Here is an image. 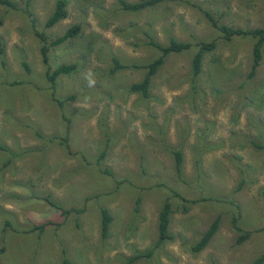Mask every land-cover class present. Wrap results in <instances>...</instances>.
Here are the masks:
<instances>
[{"label":"rangeland","instance_id":"rangeland-1","mask_svg":"<svg viewBox=\"0 0 264 264\" xmlns=\"http://www.w3.org/2000/svg\"><path fill=\"white\" fill-rule=\"evenodd\" d=\"M11 1L15 9L0 5V264H252L263 255L264 49L249 76L254 40H222L204 12L264 28V0H176L140 12L67 0L53 27L55 0ZM73 26L77 36L50 46ZM39 35L52 69L76 67L54 84ZM149 39L217 48L195 82L196 48L169 55L145 98L130 86L159 56ZM167 202L172 239L155 248ZM102 209L112 218L106 238ZM216 219L209 244L193 252ZM43 221L53 224L32 230Z\"/></svg>","mask_w":264,"mask_h":264},{"label":"trees","instance_id":"trees-1","mask_svg":"<svg viewBox=\"0 0 264 264\" xmlns=\"http://www.w3.org/2000/svg\"><path fill=\"white\" fill-rule=\"evenodd\" d=\"M172 2L176 0H140L137 2H127L125 0H118L119 6L121 10L128 11V12H140L149 8H154L156 6L161 5L165 2ZM67 0H55V7L51 15L48 17L46 21V27H53L62 20L67 18ZM0 5L11 10L15 9V3L11 0H0ZM207 19L211 22L212 26L220 33V37L224 41H231L233 38H251L254 40V44L252 47V66L250 69L249 76H253L259 67L262 58H263V49H264V28H252V29H241V28H235L230 27L224 24H220L216 19L213 18V16L208 13L204 12ZM79 33V27L73 26L70 27L65 34L62 37L57 38L56 40L51 42L50 46L58 45L62 42H64L67 39L73 38L77 36ZM43 45L41 47L40 53L42 56V61L45 65L48 66L47 70V78L51 82V84H54L56 78L60 75H69L75 70V65H60L56 69H52L49 66V58H48V51L50 49V46L46 44V38L42 37V35H39ZM148 45L152 46L159 52V56L153 59L151 62L145 64L142 66V68L146 69V75L143 78V80L139 83H135L130 86V91L134 93H139L143 97H148V88L151 82V78L158 72V70L164 65L166 58L171 54H179L183 53L192 47L196 48L195 54L191 61V80L195 82V80L198 78L202 71V64L203 59L207 54H210L214 52L217 48V42L216 41H198L196 43H190V42H180L176 40H170L167 45H161L157 42H155L152 39H149ZM114 63L116 65V69H121L124 66L119 65V63L114 60ZM113 71V70H112ZM193 90L195 89V86L193 87ZM0 149H4V147H0ZM173 158H174V165L176 172L180 174L183 159L182 154L179 150H173L172 151ZM263 200H264V192L262 193ZM62 213L67 215L69 213L68 210L62 209ZM170 204L167 202L164 204L163 208L159 212L158 215V238L155 243V248H158L163 243H165L168 240L172 239V236L169 233V222H170ZM112 218L107 210L102 209L101 210V236L102 238H106L108 235L109 227L111 224ZM53 224L49 221H43L40 223H34L32 230H38L40 232H43L48 226ZM219 225V219H216L211 223L209 228L206 232L203 233L199 241L193 246L192 251L197 253L205 249V247L209 244L210 240L216 233ZM248 237V234H245L241 236L238 239V242L240 243L242 240L246 239ZM1 249L0 251H2ZM151 252L147 254H139L135 257L131 258V263L143 258V257H149L151 256ZM62 264H72L70 263L67 258L63 256ZM252 264H264V254L260 257L256 258Z\"/></svg>","mask_w":264,"mask_h":264},{"label":"clouds","instance_id":"clouds-1","mask_svg":"<svg viewBox=\"0 0 264 264\" xmlns=\"http://www.w3.org/2000/svg\"><path fill=\"white\" fill-rule=\"evenodd\" d=\"M90 75V74H89ZM95 84V80L94 79H88V85L89 86H93Z\"/></svg>","mask_w":264,"mask_h":264}]
</instances>
